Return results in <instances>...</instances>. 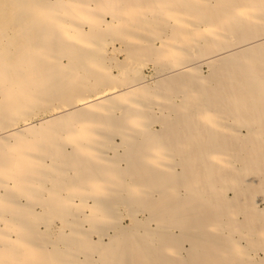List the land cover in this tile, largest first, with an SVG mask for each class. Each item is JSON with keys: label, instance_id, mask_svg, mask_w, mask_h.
<instances>
[{"label": "bare ground", "instance_id": "bare-ground-1", "mask_svg": "<svg viewBox=\"0 0 264 264\" xmlns=\"http://www.w3.org/2000/svg\"><path fill=\"white\" fill-rule=\"evenodd\" d=\"M0 264H264V0H0Z\"/></svg>", "mask_w": 264, "mask_h": 264}]
</instances>
